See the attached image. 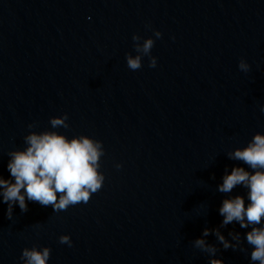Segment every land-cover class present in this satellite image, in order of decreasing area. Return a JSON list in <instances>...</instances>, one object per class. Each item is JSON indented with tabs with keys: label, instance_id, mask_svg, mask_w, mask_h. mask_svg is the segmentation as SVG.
Here are the masks:
<instances>
[{
	"label": "clouds",
	"instance_id": "1",
	"mask_svg": "<svg viewBox=\"0 0 264 264\" xmlns=\"http://www.w3.org/2000/svg\"><path fill=\"white\" fill-rule=\"evenodd\" d=\"M160 31H154V37L161 38ZM136 56L126 57L129 69L136 71L142 67V57L149 56V67L156 66V58L151 56L155 40L152 37L140 41L141 36L132 37ZM243 72L249 71V64L241 59L238 65ZM264 111V108L261 109ZM68 116L52 117V129L68 128ZM33 125H29L32 128ZM26 147L8 153L10 157L7 168L9 179L0 177V197L8 205L7 217L13 218V206L18 205L22 212L28 211L27 201L38 202L42 206H52L55 212L67 210L70 206L88 203L92 194L98 192L104 182V175L99 171L100 159L104 155L102 142L87 135L68 138L57 131H32L24 137ZM233 161L247 166H234L229 173L227 169L217 191L231 194L235 188L247 189L246 204L243 195H226L219 208L223 217L220 227L205 228L201 238L193 241V247L205 252L209 257H216L217 247L204 239L210 234L225 250L246 251L242 247L241 234L230 231L226 239L220 231L230 224L237 223L242 229H250L244 234V240L251 246L252 264H264V134L255 133L245 147H237L226 153ZM120 167V165H117ZM59 194V196H58ZM61 244L71 246L68 235L59 237ZM51 249L33 246L24 248L20 259L23 264H48ZM210 264H223L221 259L211 258Z\"/></svg>",
	"mask_w": 264,
	"mask_h": 264
}]
</instances>
